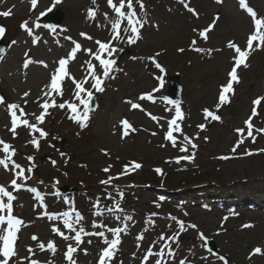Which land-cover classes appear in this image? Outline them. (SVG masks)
Wrapping results in <instances>:
<instances>
[{
    "label": "rangeland",
    "instance_id": "rangeland-1",
    "mask_svg": "<svg viewBox=\"0 0 264 264\" xmlns=\"http://www.w3.org/2000/svg\"><path fill=\"white\" fill-rule=\"evenodd\" d=\"M185 2L196 10L198 17L192 16L178 0H144L148 13L145 18L149 20V24L142 30L143 37L137 45H120L125 48L122 54H118V66L123 71L116 74V79L106 81L105 92L95 94L97 106L91 113L87 128L81 130L69 121L66 118V111L51 109V115L46 118L43 125L49 132V137L46 141H41V148L36 151L30 145H26L29 139L26 129L19 128V135L15 139L6 131L5 124L8 118L5 108L0 106V139L16 148L19 155L15 159L22 165L26 164L25 156H35L37 168L28 185L42 191L48 211L67 210L68 206L63 203V198L66 197L75 202V207L89 222L92 219L89 212L90 201L100 197L101 208H104L112 205L111 200L104 199L106 192L116 195L112 187L105 189V186L99 184V180L106 178V174L101 169L112 164L110 174L116 175L130 160L143 165L141 169L130 175L113 181L131 179L135 180L138 183L137 188L139 187L138 191H134L135 186H130L133 187L132 189L123 188L121 184L118 186V189L126 194L121 205L125 210L124 214H132L135 223L129 222V233L122 235V244L114 264H119L120 261H123V264H139V259H134L131 254L136 252L137 256L141 255L162 231L170 234L167 225L171 223L175 228L174 222L169 219L170 215L177 216L186 223H195L208 239L216 243L219 253L225 255L230 264H264V255L248 258L249 252L254 247L264 248V153L252 156L240 155L246 149L257 153L258 149L264 148V135L254 133L257 135L255 143L249 138L237 149L236 154L230 151L238 139L234 129L244 127L243 121L250 115L252 100L264 96V50L253 51L247 61L248 67L238 69L240 82L234 84L235 92L234 95L230 94V103L222 106L218 111L221 120L206 122L202 109L207 107L215 110L219 86L225 83L226 70L231 67L230 57L233 53L225 45L229 40H233L243 48L251 31V20L247 13L239 8L238 0H222L221 3H217L216 0H185ZM246 2L259 17H264V0H246ZM50 4L51 0H38L37 8L30 11L29 0H0V11L12 8L13 13L7 18L0 17V26H4L7 30L6 36L0 39L7 45L4 59L0 60V95L8 102H19L23 105L20 96L24 91H30L26 112L37 110V105L33 101L40 88L47 82L49 70L55 67V62L70 48V42L63 40L64 35H71L84 47L93 49L96 47L94 43L81 38L80 32H86L94 39L101 40L108 35L107 29L95 26L96 23L104 22L102 15L98 13L95 22L85 18L86 10L95 7L91 4V0H63L53 11L62 12L63 19L59 26L67 28L68 32L61 33L59 28L57 33H51L44 28L37 29L36 33L43 40H47V43L41 42L37 46H32L30 38L19 25L24 20L31 22ZM97 4L100 13L110 11L106 7L105 0H97ZM217 16L219 19L208 33L207 41L192 32L193 28L202 30L207 27ZM43 17H40L39 22L48 23L43 21ZM193 38L197 39V46L206 50L212 49V55L198 54L189 50ZM57 39L60 40V45L55 42ZM12 40H17L18 43L9 48L8 44ZM179 48H184L185 51L183 53L177 51ZM216 49L221 51L218 52ZM25 51H29L35 60H44L49 68L45 69L39 64H33L28 69H23L22 60ZM155 52H161L158 60L166 68L165 86L154 94L157 97L155 104L148 101L140 103L154 115L167 116L168 113L164 109L171 106L165 105L160 97L168 96L167 89L171 77L174 76L179 80L183 87L182 109L186 114L182 124L183 131L190 137L198 134V139L194 140L198 147L192 163L181 162L180 165L165 163L166 160L181 153L173 149L168 142L163 141L164 130L144 112L130 111V106L124 103L127 99L135 102L139 94L150 91L157 83L150 74L157 70L150 62L141 59L132 60L130 57H146ZM85 59L86 56L80 53L78 59L70 64V71L77 79L82 78L83 70L79 65ZM73 87L70 81L65 83L66 91L63 99L71 98ZM57 102L62 101L57 98ZM258 112L259 115L253 119V124L257 128L264 127V101ZM125 118L137 131L130 132L127 137L121 139L119 121ZM199 123H206V130L200 131L196 127ZM152 131L158 134L152 136ZM53 137L56 139H52ZM62 138L66 139L65 144L60 142ZM161 143L166 146L161 148L159 146ZM101 149L106 150L109 155H104ZM60 152H64L66 157L62 158ZM222 155H234L235 158L229 160L217 158ZM65 158L68 159L67 164L64 163ZM51 159L57 161L56 167L51 165ZM155 167L162 168L165 175H157L153 171ZM9 179V174L0 168V184L7 185ZM53 179L59 181L55 189L51 187ZM40 180L44 181V185L38 183ZM156 182L158 188L155 187ZM66 187H73L76 190L67 192ZM162 190L169 191L165 200H161ZM53 192H59L60 196L52 195ZM180 193L184 197L176 198L181 196ZM14 194L18 197L14 202V214L28 224V227L23 228L19 233L21 255L27 254V246L35 247V242L30 239L31 235L35 234L44 241L55 239L58 247L54 257L51 253L37 252L42 261L48 258L53 259L55 264H66L62 259L65 242L54 237L50 232V224L56 222L37 218V213L43 209L37 206L36 210H33V205L37 202L29 192L21 190ZM217 197L221 198L219 199L221 204L226 200L242 207L222 212L220 208L201 209L199 206L198 202H201L202 198ZM248 198L250 202L261 204L263 207L250 209L246 202ZM176 199H180L178 202L181 204ZM156 203H160L161 206L156 208ZM152 212L159 214L153 218L156 222L155 227L145 225L146 218ZM185 212L188 213L187 216L184 215ZM233 212L236 215H233ZM115 215L122 214L106 213L102 219L109 226H122L115 220ZM226 215L229 219L223 221L221 227L223 217ZM244 224H251L253 227L243 228ZM86 227L91 230L90 225ZM145 227H148V231L145 233V240L141 242V249L138 250L135 236ZM92 239L93 245L86 243L83 245L88 248L89 255L85 256L83 252L77 254L78 264H94L97 238ZM200 243L196 230H189L181 236L179 255H187V249L193 244L196 245V257L189 259L198 260L199 256L208 255L206 250L200 247ZM210 259L214 258L210 257Z\"/></svg>",
    "mask_w": 264,
    "mask_h": 264
},
{
    "label": "snow or ice",
    "instance_id": "snow-or-ice-1",
    "mask_svg": "<svg viewBox=\"0 0 264 264\" xmlns=\"http://www.w3.org/2000/svg\"><path fill=\"white\" fill-rule=\"evenodd\" d=\"M63 0H51V4L39 13L35 19L24 20L20 23V29L30 38L32 46H37L39 43H47V40H43L40 35L36 33L37 29H48L51 33H57V29L61 33L68 32V29L59 25L53 24H41L40 17L46 16L48 13H52L57 5L61 4ZM180 4L192 14L197 16L198 13L192 8L185 0H178ZM217 3H221L222 0H216ZM30 11L35 10L38 5V0H29ZM106 7L110 11H104L100 13L97 0H91V4L95 7H89L86 10L85 18L89 21L95 22L98 17V13L103 17V23H96L97 28L107 29L108 35L104 40L94 39V37L86 32H80L79 36L84 40L92 41L96 46L94 49L91 47H84L80 41L73 38L71 35H64L63 40L70 42V48L67 50L64 56H61L56 62L55 67L49 70L47 82L40 88L39 93L36 96L35 101L37 110L32 112H26L25 107L28 104V98L30 97V91H24L20 96V100L23 101V105L19 102H8L6 98L0 95V106L5 108L7 114V123L5 129L9 132L13 139L19 135L18 129L23 127L27 130L29 139L26 141V145H30L34 150L39 151L41 148V141H46L49 137V132L45 130L43 125L46 122V118L51 115V109H59L66 111V118L73 124L77 125L79 129L83 130L88 127L91 120V113L95 111L92 102L96 93H103L106 90V81L116 79V74L123 71L118 66V54L125 51L124 47L134 46L142 39V30L149 24V20L146 19L148 13L144 0H105ZM240 9H243L251 20V31L247 36L245 45L242 48L233 40H229L225 47L233 53L231 55V67L226 70V81L219 86L218 96L215 103V110L210 108H203L202 115L206 122L220 121L221 116L218 115V111L222 106L230 103V94L234 95V84L240 82L238 75V69L241 67H248V59L253 51L264 50V17H259L257 12L248 5L246 0H238ZM137 8L139 11H137ZM12 8L4 11H0V17H10L12 15ZM219 17H215L207 27L202 30L193 28L192 32L196 34L200 39L207 41L208 33L214 28L216 21ZM157 27V25H152ZM6 28L0 26V39L6 36ZM28 41H25L27 43ZM57 45H60V40L55 41ZM18 43L17 40H12L8 47ZM197 39L193 38L189 44V50L198 54L212 55V49H205L197 46ZM177 51L183 53L184 48H179ZM221 51V49H216ZM4 48H0V60L4 59ZM83 53L86 59L79 65V68L83 70L81 79H77L70 71V64L78 59V54ZM161 56V52H155L152 55L146 57L131 56L130 59H141L150 62L151 66L157 70V72L150 73L152 78L157 82L150 91L142 92L136 97L134 102L132 99H127L124 103L130 106L129 110H139L144 112L152 121H154L160 129H163V141L168 142L173 149H177L181 155L171 157L166 160L167 164L180 165L181 162H194L198 145L194 143L196 136L190 137L183 131L182 124L186 119V114L182 109V103L178 99H170L168 96L160 97L163 103L167 106L164 111L168 113L167 116H157L148 112L140 102L148 101L153 104L156 103L157 97L154 95L161 91L165 86L166 68L159 62L158 57ZM22 68L28 69L30 65L39 64L43 68L48 69L49 65L44 60H35L31 57L29 51L23 53ZM148 66L147 64L145 65ZM70 81L74 87L71 89V98L63 99L65 95V83ZM90 85V87H86ZM59 98L62 102H57ZM264 96H258L251 102L250 115L243 121L244 127L236 128L234 131L237 133L238 139L231 148V153L236 154L237 149L243 145L247 139H251L253 143L256 142L257 134L264 135V127L257 128L253 124V119L259 115L258 108L260 107ZM163 121V123H161ZM121 128L120 138L124 139L130 132H135L137 129L125 118L119 121ZM196 127L200 131L206 130V123H199ZM158 133L152 131L151 135L156 136ZM79 135V133H77ZM182 138V139H181ZM52 139H56L53 137ZM207 140V137H205ZM164 148L166 145L161 143L159 145ZM189 149L192 151L190 152ZM104 155L109 153L101 149ZM264 153V148L258 149L257 153H253L251 150H245L241 156H252L254 154ZM19 153L16 148L0 139V168L7 172L10 179L7 185L0 184V264H55L53 259L45 258L43 261L38 257L39 253H51L54 257L58 251V247L55 239L41 240L37 235H31V241L35 242V247L27 246L26 255H21L19 247V233L25 227H28L26 222L14 214L15 204L18 199L17 195L21 190H26L29 193L34 194V199L37 202L33 205L35 211L37 206L43 211L37 213V218H46L49 222H56L50 224V232L54 237L60 238L65 242L62 254V259L66 264H78L77 254L83 252L85 256L89 255L88 248L83 247L85 243L87 245H93L94 240L97 252L95 256L94 264H114L116 256L120 251V245L122 244V235L129 233V222L135 223L132 214H124L125 210L122 208V201L124 200V192L118 189V186L113 184L114 180H118L121 177L128 176L131 173L141 169L143 165L137 161L130 160L122 166V169L116 174L111 175L112 164L101 169L106 174L105 179L99 180V184L105 186V189L112 187L116 195L107 193L104 199L112 201L111 206H104L101 208L100 197H97L94 201H90L91 208L89 209L92 219L90 222L85 215L75 207L74 201L69 198H63V203L68 206L67 210L49 212L47 210L48 205L45 203V196L38 191L37 187L29 186L28 181L33 179L34 171L37 168L35 163V156L27 155L24 157L26 161L25 165L17 162L15 157ZM59 155L64 158L66 154L60 152ZM220 160H229L235 158L234 155H222L217 157ZM53 167H56L57 161L50 160ZM64 163H68V159L65 158ZM153 171L160 176L165 175L164 171L160 167H155ZM67 175V173H64ZM40 185H44V181H38ZM59 181L53 179L51 187L56 188ZM47 187V185H45ZM11 189V190H9ZM52 195L59 196V192H53ZM117 197H119L117 199ZM22 206V205H21ZM160 203H156L155 207L159 208ZM121 213L122 215H115V220L122 224V226H109L108 223L102 219L105 214ZM236 215L235 212L232 213ZM159 214L152 212L145 220V225L155 227L154 217ZM188 215L187 212L184 213ZM169 219L174 222L168 224V232L162 231L154 240H152L148 247L143 250L142 254L137 256L136 252L131 255L134 259H139V264H230L225 255L213 251L208 246V238L201 232L195 223H186L184 220L179 219L177 216H169ZM229 217L226 215L223 217L221 227H223V221H227ZM86 225H90V229ZM243 228H251L253 225L244 224ZM66 230V231H65ZM189 230H196L197 238L201 242L200 247L205 249L208 255H201L197 259H189V257H196L195 248L187 249V255L180 256L181 251V236L187 233ZM148 231V227L141 230L139 234L135 236L136 248L139 250L142 247V241L145 240V233ZM110 234V235H109ZM219 234V233H217ZM85 238H88L85 240ZM264 255V248L254 247L250 252L248 258L253 256ZM214 258V259H210ZM119 264H123L120 261Z\"/></svg>",
    "mask_w": 264,
    "mask_h": 264
},
{
    "label": "water",
    "instance_id": "water-1",
    "mask_svg": "<svg viewBox=\"0 0 264 264\" xmlns=\"http://www.w3.org/2000/svg\"><path fill=\"white\" fill-rule=\"evenodd\" d=\"M62 18V13L57 11L53 14H50L48 15L45 20L47 21H51L53 23H59L60 20ZM0 48H3V46H1ZM170 88L168 90V93L174 97L175 99H180V94H181V91H182V87L179 85L178 83V79L176 77H172L170 79ZM210 247L213 249V250H216V248L214 247V245L212 243L209 244Z\"/></svg>",
    "mask_w": 264,
    "mask_h": 264
},
{
    "label": "trees",
    "instance_id": "trees-1",
    "mask_svg": "<svg viewBox=\"0 0 264 264\" xmlns=\"http://www.w3.org/2000/svg\"><path fill=\"white\" fill-rule=\"evenodd\" d=\"M185 180H186V179H185ZM185 180H183V182H184Z\"/></svg>",
    "mask_w": 264,
    "mask_h": 264
}]
</instances>
